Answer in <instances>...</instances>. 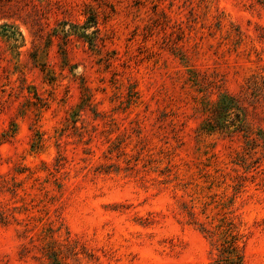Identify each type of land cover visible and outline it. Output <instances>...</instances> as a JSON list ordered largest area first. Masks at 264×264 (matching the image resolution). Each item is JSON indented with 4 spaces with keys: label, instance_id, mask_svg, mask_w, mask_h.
<instances>
[{
    "label": "rangeland",
    "instance_id": "obj_1",
    "mask_svg": "<svg viewBox=\"0 0 264 264\" xmlns=\"http://www.w3.org/2000/svg\"><path fill=\"white\" fill-rule=\"evenodd\" d=\"M229 245L264 264V0H0V264Z\"/></svg>",
    "mask_w": 264,
    "mask_h": 264
},
{
    "label": "trees",
    "instance_id": "obj_2",
    "mask_svg": "<svg viewBox=\"0 0 264 264\" xmlns=\"http://www.w3.org/2000/svg\"><path fill=\"white\" fill-rule=\"evenodd\" d=\"M219 112H220V108H218V107H215V108H213L212 110H211V114L213 115V116H215V117H217V115L219 114ZM211 122H210V120H209V122H208V126H212V127H215L214 126V124L213 125H211L210 124ZM218 129H220L221 130V132H225L226 130H228L227 129V127H225V126H221V127H217ZM229 249H227V251L229 252V258H227V263L226 264H239V262L238 261H236V260H234V259H232V254H233V252H234V249H232L233 247H232V245H229V246H227ZM237 260H238V257H237Z\"/></svg>",
    "mask_w": 264,
    "mask_h": 264
}]
</instances>
